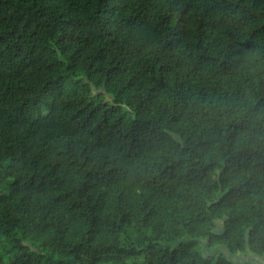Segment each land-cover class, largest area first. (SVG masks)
<instances>
[{
	"label": "trees",
	"instance_id": "1",
	"mask_svg": "<svg viewBox=\"0 0 264 264\" xmlns=\"http://www.w3.org/2000/svg\"><path fill=\"white\" fill-rule=\"evenodd\" d=\"M225 251L264 264V0H0V264Z\"/></svg>",
	"mask_w": 264,
	"mask_h": 264
},
{
	"label": "rangeland",
	"instance_id": "2",
	"mask_svg": "<svg viewBox=\"0 0 264 264\" xmlns=\"http://www.w3.org/2000/svg\"><path fill=\"white\" fill-rule=\"evenodd\" d=\"M226 251L224 252V255H226ZM227 255H228V257H231L235 262H237L238 264H241L242 263V261H245V260H254L255 259V257H253V256H248V257H238V258H234V257H232V256H230L228 253H227ZM253 257V258H252ZM262 260L263 259H259V261L260 262H262ZM249 262H251V261H249Z\"/></svg>",
	"mask_w": 264,
	"mask_h": 264
}]
</instances>
